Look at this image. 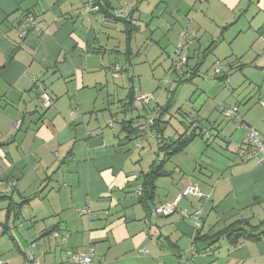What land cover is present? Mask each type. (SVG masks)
I'll return each mask as SVG.
<instances>
[{"label": "crops", "instance_id": "0c3cea01", "mask_svg": "<svg viewBox=\"0 0 264 264\" xmlns=\"http://www.w3.org/2000/svg\"><path fill=\"white\" fill-rule=\"evenodd\" d=\"M86 1L0 0V264H75L71 256L87 248L94 250L92 264H264V236L234 246L225 239L193 243L197 232L210 238L235 221H264V165L235 128L242 122L264 137V0H100L108 16L86 13ZM114 11L125 18L110 17ZM28 18L33 25L24 31ZM142 49L166 55L174 77L148 108L136 102L142 95L132 86ZM181 57L179 78L174 65ZM154 63L148 85L158 88ZM182 84L194 85L203 107L213 103L215 114L201 108L194 122L202 113L221 152L198 143L188 163L166 171L173 157H187L202 139L195 135L163 164L167 175L156 179L146 207L138 186L163 159L159 140L150 133L156 145L148 151L133 142L137 136L126 139L121 122L147 108L148 120H160L164 140L175 141L183 126L169 134L167 127ZM42 91L53 101L47 109L38 98ZM115 96L120 117L110 107ZM226 107L237 113L225 119ZM191 185L205 198L179 199ZM176 200L172 214L154 213Z\"/></svg>", "mask_w": 264, "mask_h": 264}, {"label": "rangeland", "instance_id": "374dc122", "mask_svg": "<svg viewBox=\"0 0 264 264\" xmlns=\"http://www.w3.org/2000/svg\"><path fill=\"white\" fill-rule=\"evenodd\" d=\"M144 50L142 49L140 51V55L137 56L136 60H135V77H134V83H133V88L135 90V92L139 95H148V96H152L151 99L153 98V101H150V105L148 107H152L153 106V102L156 99V95L162 93L165 89V84L164 81L167 82V80H169L171 78V80L174 78L171 77V73L168 71L169 68V64L171 63L170 61H168L167 56L163 55V57H161L160 55H157V51H153V52H147V53H143ZM146 61V66L141 67L142 61ZM149 60V62H148ZM172 60H177V58H173ZM152 61H155L156 65L155 66V71L153 74H155V78L158 80V83L160 84L159 87L157 88V86L155 84L152 85H148V76H149V70H148V65L151 64ZM154 63V64H155ZM140 66V67H139ZM134 74L132 73V71L129 72V76H133ZM126 78V77H124ZM203 78V77H202ZM200 76V79H202ZM198 79V78H196ZM196 83V82H195ZM170 87H167L166 90H168ZM195 87L193 84H182L179 86V89L177 91L175 100L173 106L171 107L169 114L170 116V120H171V125L170 127H167V132L169 134V132H173V129H175L174 125H178V126H183L181 127V131L179 129L178 132H185L188 134L190 133H196L194 135H198L200 132L202 133V139H198L195 140V142L193 143L192 146H190L188 152V156L184 157V153L181 154V156L177 157H173L172 158V164L171 162L165 167L166 171H171L173 169V167L176 166V164H179V161H187L186 163H188V161L192 158L193 155H195L198 152V147L197 144L201 143V145H208L210 147V149L220 153L221 151H219V148H217V146L215 144L212 143V138H210L208 136V132L207 130L209 129V126L205 125V121L203 119L202 113L200 114V119H202L201 121L199 120V124H196L197 122H194V119H196V115L198 114V110H200L201 108H203V112L208 111L213 112V114H215L213 110V103H209L206 105V107H203V104L201 103V99L200 97H198V93H194ZM122 91L125 94L124 89H122V87L119 89V97H120V92L121 94ZM168 92V91H166ZM166 94V93H165ZM164 94V95H165ZM114 102L113 105H110L111 107V111L114 112L115 115L117 116H121V106L118 103V97L115 96V98L111 101ZM100 104L98 105V108H100ZM147 107V106H146ZM147 107V108H148ZM145 109L144 111H139V112H135L132 115V119H133V127L134 128H139L140 132L138 133L137 137L134 139V143H139L141 145H144L146 149H148L149 151V146H155L156 145V140L154 138H152L150 135V132L148 130V109ZM119 116V117H120ZM178 117H180L182 124L181 125L179 123ZM193 123V125H198V127L196 128V130H194V127H192L193 125L190 123ZM192 127V128H191ZM120 125L119 122L116 124V129L119 130ZM173 128V129H172ZM218 144L222 145L221 143L217 142ZM202 145V146H203ZM203 148H205V146H203ZM210 154H212L211 152L207 151L206 152V156H209ZM202 161H204V159H202ZM185 170L186 167H183ZM171 179L170 178H166L164 179L165 183H170ZM159 191L161 193H164V191L160 188ZM158 191V194L160 193Z\"/></svg>", "mask_w": 264, "mask_h": 264}, {"label": "trees", "instance_id": "16d2710c", "mask_svg": "<svg viewBox=\"0 0 264 264\" xmlns=\"http://www.w3.org/2000/svg\"><path fill=\"white\" fill-rule=\"evenodd\" d=\"M93 1H94V4L98 6L99 11H101L102 13L106 14V16H108V13L106 12V8L101 5V1L100 0H93ZM111 16L113 17L114 15L111 14L110 17ZM115 18L118 21L123 20L120 17H115ZM129 40L130 39H128L127 42H129ZM183 76H184V71L182 70V76L179 78H182ZM134 100H135L134 93L133 91L130 90L128 92V102H127V106L130 109L128 110L133 109L132 106H133ZM167 108H164V109H167ZM224 109H235L234 114L231 117H227V118L224 117L221 112L222 116L225 119L232 118L237 113V107H226ZM158 122H160V120L154 117L153 123L151 125L148 124V130L151 134L154 135L156 139L159 140L158 152L163 154V159L160 161L158 165L154 163L151 166L150 170L142 176L140 201L146 207L147 205L149 206L150 204L153 203V200L155 197L156 179L167 175L166 172H164L162 169L163 164L166 162V160H170V158H172L173 156L181 153L186 148V146L192 141L193 137L195 136L193 133H190L188 135L184 133L183 135H180L175 141L166 142L163 137V130L159 128ZM236 123L243 124L242 122H236ZM132 124H133V119H129L127 121L121 122L122 130L128 133V136L126 137V139L134 138L140 132L139 131L140 129L137 127L134 128ZM236 129L243 131L242 129H238V128ZM263 236H264V221L259 223L257 226H251L249 223H246L245 221H235L229 224L223 231H221L220 233L210 238L202 236L200 232H197L193 239V243L209 241L210 243L209 246H214L215 244H218L221 239H225L229 245L234 246L241 242L258 241Z\"/></svg>", "mask_w": 264, "mask_h": 264}, {"label": "built area", "instance_id": "2783aa9c", "mask_svg": "<svg viewBox=\"0 0 264 264\" xmlns=\"http://www.w3.org/2000/svg\"><path fill=\"white\" fill-rule=\"evenodd\" d=\"M83 9L86 13L91 12V11H99L98 6L94 4L93 0H87ZM113 15L115 17H120V18H125L126 16V14L124 15L122 11H114ZM29 25H33V21L31 18H28L27 20H25V22L21 25V27L25 31ZM180 38L181 39L185 38L184 31L180 34ZM181 48H182V45L178 44L175 49V54L179 55L181 52ZM185 64H186L185 57H181L178 60V62L175 63L174 71L176 72L178 77L182 76V70ZM219 72H220V68L216 67V73H219ZM33 82H34V91H37V88L39 87V83L36 79H34ZM38 98L44 109L51 107V105L53 104L52 99L45 91L38 93ZM150 101H151V96H148V95H142V96L137 97L136 99V102L143 104V105L150 104ZM259 104L264 110V97L259 101ZM234 112H235V109H222V114L226 118L231 117L234 114ZM153 120H154V117H151L148 121V124L151 125L153 123ZM235 126L238 129H242L243 132L245 133V137L252 147L251 155L257 157L259 159V163L264 165V137L259 135L254 129L247 127L243 124L236 123ZM11 186H14V183ZM138 192L139 193L141 192V185L138 186ZM189 196L196 197L199 199L205 198V195L203 194V192L197 186H192V185L187 186L183 190L179 199L183 197H189ZM178 200L174 201L171 204L162 205L160 207L155 208L154 213L157 215H162V216H168L172 214L176 209V204ZM82 212L86 213V210H83ZM199 218H200V211H196L192 215V220L197 224ZM53 236L58 237V234L54 233ZM93 257H94V250L92 248H87L82 253L72 255L69 262L75 263V264H92ZM31 264H38V263L35 261H32Z\"/></svg>", "mask_w": 264, "mask_h": 264}]
</instances>
